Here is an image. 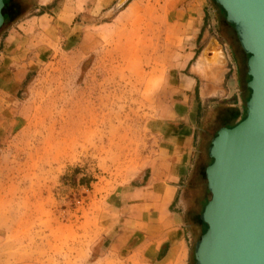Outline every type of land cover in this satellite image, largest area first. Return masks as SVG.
<instances>
[{
  "label": "rangeland",
  "instance_id": "1",
  "mask_svg": "<svg viewBox=\"0 0 264 264\" xmlns=\"http://www.w3.org/2000/svg\"><path fill=\"white\" fill-rule=\"evenodd\" d=\"M119 1L79 25L73 49L52 47L36 58L13 121L0 136V264H146L126 252L117 257L126 240L117 235L124 223L119 206L130 186L147 177L159 146L152 121L180 100L187 58L173 0H127L118 7ZM204 1L202 47L218 37L219 50L225 48L216 68L239 79L235 93L244 115L248 56L214 1ZM41 2L7 0L0 39L9 29L19 43L36 36ZM206 83L201 80L192 103L187 100L197 104V143L176 201L187 264H195L194 246L204 231L197 217L210 199L208 149L232 117L224 108L231 94L220 84L218 94L206 95Z\"/></svg>",
  "mask_w": 264,
  "mask_h": 264
},
{
  "label": "crops",
  "instance_id": "2",
  "mask_svg": "<svg viewBox=\"0 0 264 264\" xmlns=\"http://www.w3.org/2000/svg\"><path fill=\"white\" fill-rule=\"evenodd\" d=\"M41 1L39 8L43 12L35 21L41 30L36 36L19 43L16 37H11L13 32L9 29L0 39V136L13 121L12 115L18 105L19 95H22L25 81L32 77L30 74L36 58L46 55L52 47L73 49L79 25L90 20L89 16H93L95 11L104 13L115 2ZM171 7L176 18L174 23L182 32L183 56L187 58L185 65L180 67L183 78L176 93L180 100L171 108H166L163 117L152 121L155 136L159 140L156 155L147 177L137 179L138 183L130 186L123 197V204L119 206L123 210L124 223L117 235L126 240L125 247L122 243L116 252L117 257L126 252V258L136 257L146 264H187V236L183 229V215L176 201L195 158L197 104L195 107L191 104L193 89L202 80L207 81L204 84L206 95L212 92L209 96L214 97L220 90V84L224 95L231 94L226 97L229 101L224 108L232 113V117L223 121L221 128H230L232 125L229 123L235 125L245 115H242L240 101L235 93L239 79L232 70L216 68L223 63L225 48L218 50V37L209 38V42L202 47L207 39L204 26L208 9L205 1L173 0ZM209 54L211 57L206 58ZM192 61H195L194 64ZM188 99L191 102L189 105ZM127 223L132 226H127Z\"/></svg>",
  "mask_w": 264,
  "mask_h": 264
},
{
  "label": "water",
  "instance_id": "3",
  "mask_svg": "<svg viewBox=\"0 0 264 264\" xmlns=\"http://www.w3.org/2000/svg\"><path fill=\"white\" fill-rule=\"evenodd\" d=\"M0 0V28L4 23ZM127 0H120L118 7ZM248 56L245 118L211 140L195 264H264V0H214ZM220 49L219 45L217 46ZM211 55H206L210 58Z\"/></svg>",
  "mask_w": 264,
  "mask_h": 264
},
{
  "label": "trees",
  "instance_id": "4",
  "mask_svg": "<svg viewBox=\"0 0 264 264\" xmlns=\"http://www.w3.org/2000/svg\"><path fill=\"white\" fill-rule=\"evenodd\" d=\"M214 1V0H213ZM4 2V7H3V9H2V15H3V18H4V23L7 21L8 22V16H7V14H6V12H5V10H6V7H7V0H4L3 1ZM214 4H215V6H217L220 10H221V12L225 15V13H224V11L221 9V7L220 6H218L215 2H214ZM224 19H225V17H224ZM226 24H228V23H226ZM246 78L248 79V81L250 80V77H248L247 75H246ZM247 81V82H248ZM247 90H248V92H249V96H248V99H249V97H250V90L248 89V88H246ZM248 101V100H247ZM246 101V102H247ZM246 104V103H245ZM246 115V114H245ZM245 115H244V117L242 118V120L245 118ZM241 120V121H242ZM236 125V124H235ZM235 125H232L230 128H232V127H234ZM211 162H212V160H211ZM211 164V163H210ZM209 200H207L206 201V203H205V205L207 204V202H208ZM204 205V206H205ZM204 208V207H203ZM202 212H203V210H202ZM202 212L200 213V215L197 217V221L202 225V226H204V231H203V233L206 231V229H207V226L201 221V219H200V216H201V214H202ZM194 260V259H193ZM195 261V260H194Z\"/></svg>",
  "mask_w": 264,
  "mask_h": 264
},
{
  "label": "flooded vegetation",
  "instance_id": "5",
  "mask_svg": "<svg viewBox=\"0 0 264 264\" xmlns=\"http://www.w3.org/2000/svg\"><path fill=\"white\" fill-rule=\"evenodd\" d=\"M247 75V74H246ZM247 88V87H246Z\"/></svg>",
  "mask_w": 264,
  "mask_h": 264
}]
</instances>
